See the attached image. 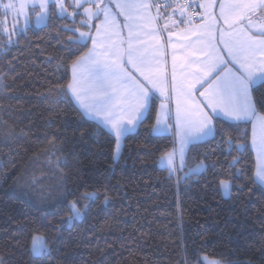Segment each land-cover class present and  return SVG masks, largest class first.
I'll return each instance as SVG.
<instances>
[{
    "label": "trees",
    "instance_id": "16d2710c",
    "mask_svg": "<svg viewBox=\"0 0 264 264\" xmlns=\"http://www.w3.org/2000/svg\"><path fill=\"white\" fill-rule=\"evenodd\" d=\"M78 17L51 6L45 25L8 43L0 14V257L6 264H45L41 257L46 264H179L183 240L192 264L197 250L218 264H264V186L255 179L251 123L237 128L214 118L224 138L192 144L184 169L170 175L159 160L174 140L153 132L154 98L155 110L116 155L113 135L59 97L90 47L72 43L84 27ZM255 89L264 91V82ZM233 171L242 175L224 197L214 174L230 181ZM84 192L100 198L77 218L65 201ZM37 236L44 244L59 237L51 256L32 257Z\"/></svg>",
    "mask_w": 264,
    "mask_h": 264
},
{
    "label": "snow or ice",
    "instance_id": "6c2138e0",
    "mask_svg": "<svg viewBox=\"0 0 264 264\" xmlns=\"http://www.w3.org/2000/svg\"><path fill=\"white\" fill-rule=\"evenodd\" d=\"M48 3H51L55 8L59 6L61 12L66 11L64 0H45L39 5L33 4V10L39 6L41 9H46ZM91 5V7H88ZM71 6L74 11V16L86 14L88 17L101 19L105 24L115 21L113 16L125 14L126 19L131 20L127 10L136 5L128 3H115L114 0H71ZM214 5H205L208 8ZM6 10H12L16 15L24 13V9L29 7L25 3H9L2 4ZM140 8H153L160 15L161 9L165 12L169 8L173 14L179 11L181 16H185L186 6L179 3L178 0H154L152 4H141ZM200 7V5H197ZM219 16L223 22L229 25V28L239 25L235 24L236 20H242L246 25L247 30L240 29V37L232 41H224L223 49L227 51L221 54L217 51L215 45L211 44L212 24L205 23V29L209 37V51L206 53V58L198 62L199 68L193 74L194 79L189 81L187 77L177 81L175 56L173 57V68L171 75L162 67L163 61L160 57H156L157 63L155 70L151 67L148 57L138 54V50L133 46L131 40L128 41L127 47L110 51L105 48L103 52H98L97 47H103V42L97 40L89 33H80L79 37L72 43L87 46L88 42L93 44V48L82 57L79 62L72 66L73 82L66 87H61L59 97L65 103L72 106L79 105L82 117H88L97 120L98 123L110 126L111 133L114 137L116 150H120V140L129 131L128 125L133 124L134 120L140 119L145 112L155 110V99L153 97V89L159 91L164 96L167 102H171V92L175 91L177 95V106L175 114V122L171 125L165 120H171V109L166 108L164 103L161 104V109L164 110L157 115L156 125L158 130L167 131L169 127L175 133L177 130L181 135L182 142L191 140L194 136H205L209 134H221L222 138L226 135L225 130L219 127V121L213 123L214 117H218L223 113L227 118L237 122L236 127L241 124L253 123L252 127V145L258 151L262 161L259 166L256 176L260 181H264V91L255 89L258 80H264V0H241V2L230 4L227 12L225 6L221 4ZM119 11L113 12L112 9ZM93 9H95L93 11ZM82 10V12L80 11ZM27 19L26 13H24ZM41 19H44L42 14ZM171 17H168L170 19ZM163 19V18H162ZM207 20H213V14L208 13ZM184 21L181 20L180 23ZM190 22V18H189ZM84 26H87V20L83 21ZM175 24V21H173ZM131 25L129 28L131 29ZM255 27L256 31L252 32ZM75 31V29H73ZM101 29L97 28L99 34ZM161 32H167L169 36L173 35L172 29L164 23L160 29ZM129 35H132L130 30ZM231 35V33H229ZM174 47V45H173ZM187 67V65L185 66ZM87 69L88 77L84 78L82 72L77 76L78 69ZM145 68L148 70L145 71ZM133 72L139 74V78L133 75ZM260 73L257 76V73ZM196 89L199 96L203 99V104L197 106L196 119H193V113L187 109L182 110L180 106V97L191 98L192 91ZM200 89H203L202 91ZM127 105V108H125ZM131 110L135 115L124 122V116L121 114L124 111ZM163 124V127L159 126ZM245 138L248 133L244 131ZM229 144L234 143L233 137H228ZM239 150V146H238ZM169 166L172 164L173 153H167ZM164 159V157H162ZM239 163L238 158H234L231 164ZM171 175V172H170ZM225 175L223 172L214 174L216 183L219 187L228 190L230 186H235V180L238 178L237 171L229 174L228 181L221 180L220 177ZM35 183V181H34ZM100 198L99 192L81 193L79 198L66 204L70 212H73L77 218L82 217L91 208V204L96 199ZM105 203L108 202V196L103 197ZM88 200L89 204H82L81 201ZM83 208L85 211L81 212ZM59 237H54L51 243L44 244V250L47 256H51ZM58 251V249H55ZM32 257H39L40 253L36 250L35 240L30 249ZM188 249L184 246L181 240V256L179 264H192V261L187 256ZM196 264H218L217 261H205L199 258V251L195 253ZM45 260L46 257H41ZM0 264H6L3 257H0ZM232 264H252L251 261L232 262Z\"/></svg>",
    "mask_w": 264,
    "mask_h": 264
},
{
    "label": "crops",
    "instance_id": "0c3cea01",
    "mask_svg": "<svg viewBox=\"0 0 264 264\" xmlns=\"http://www.w3.org/2000/svg\"><path fill=\"white\" fill-rule=\"evenodd\" d=\"M114 2L128 3L130 5H136L137 7H133L127 10L128 15L132 17L131 20L126 19L125 14H120L119 16H113L112 19L115 21L114 24L112 23L105 24L102 22V18L97 19V21L94 24L93 31H90L92 36L97 40L98 44L99 42H103V47H97V51L103 52L105 48L109 49L110 51L123 49L127 47L128 41L131 40L133 46L138 50V54L148 57V60L153 70H155V66L157 63L156 57H160V59L163 61L162 67L169 74V76L171 75L172 72L173 62H174L173 57L175 56L177 81H180L185 77H187L189 81H192L194 79L193 74L198 70L200 66L198 62L203 61L206 58V53L209 51V37L207 35V30L205 29L206 22L212 24L211 44L216 46L217 51H221L222 56L223 53L227 51L226 49H223L224 41H232L239 38L241 35L240 29L247 30L246 25L242 20L235 21V24L239 25V28L236 27L229 28V25L225 24L223 22V19L219 16L220 13L219 6L221 4L225 6V11L227 12L228 6L230 4L241 2V0H200L199 9L201 11V19L199 22L196 23L190 18L186 9H185V16H181L178 10L175 14H173L171 8H169L167 12L165 11L160 12V15L157 16V14L154 13L151 7L149 8L139 7V5L141 4L150 5L149 0H114ZM105 3H107V0H105ZM208 4H212L214 6L208 8L206 11L204 6ZM112 11L117 12L119 10L113 8ZM208 13L213 14L212 21L207 20ZM168 17L171 18L168 19ZM189 18H190V22H189ZM181 20H183L184 22L180 23ZM173 21H175V24H173ZM164 23H167L168 27L172 29L174 33L173 35L169 36L167 32L160 31ZM129 25L132 26L131 29L129 28ZM97 28L101 29L99 34H97L96 32ZM130 30L132 32L131 36L129 35ZM255 31L256 28L253 27L252 32ZM229 33H231V35H229ZM92 48H93V44L90 42V47L88 51L82 57H85V55ZM81 58H79L76 62H79ZM186 65L187 67H185ZM72 66H71L70 83L73 82ZM147 70L148 69L145 68V71ZM81 72L84 78L87 79L88 77L87 69L86 68L83 70L78 69L77 76H80ZM133 75L139 78L138 73L133 72ZM259 75L260 73L258 72L257 76ZM263 82L264 80H258L255 86L262 84ZM196 89H199L198 84L196 85V88L193 89L191 98L180 97L181 109L182 110L187 109L188 111L192 112L193 119H196L197 116V112H196L197 106H201L204 102L203 99L199 96ZM200 90L202 91L203 89ZM171 96H172V100L169 103L165 100L164 96H162L159 91L153 89V97L156 98L157 100L156 118L157 115L160 114L162 111L170 108L172 119L168 120V118L165 117V120L170 125L175 122V114H176V106H177V95L175 91L171 92ZM162 103L166 105V108L164 110L161 109ZM76 107L80 111H82L79 105H76ZM125 108H127V105H125ZM121 114L124 116L125 123H127V120L129 118L135 115L131 110L124 111ZM146 114L147 112L143 113L140 119H136L134 120L133 124L128 125L129 131L120 140L119 152H117V150L115 149L116 155H119L121 152L124 137L138 128L140 122L144 119ZM86 118L97 123L105 130H107L110 134H112L110 130V126L104 125L102 123H98L97 120H93L88 117ZM156 118L153 128L154 134L170 135L174 140V148L170 152L173 153L171 166H169L166 155L163 156L164 159L161 158L159 160V165L163 168H167L170 172L175 174L181 172L184 169L186 163L187 151L192 144L205 141L214 136V134H209L199 137L194 136L191 140L182 142L181 135L178 130L175 133L173 132V129L171 127H169L167 131L158 130V127L156 125ZM214 118H221L229 122H236L230 118L225 117L223 113H221L220 116ZM253 123H255V121L251 123V148L255 156V179L259 184L260 183L262 184V182L264 184V181H260L259 178L256 176V172L259 166L261 165L262 161L259 157L257 149L255 148V146L252 145ZM159 127L162 128L163 124H161ZM34 240L36 243V250L41 255L44 250L43 247L44 240L39 236L34 237L33 241ZM206 261H210V260H206Z\"/></svg>",
    "mask_w": 264,
    "mask_h": 264
},
{
    "label": "rangeland",
    "instance_id": "374dc122",
    "mask_svg": "<svg viewBox=\"0 0 264 264\" xmlns=\"http://www.w3.org/2000/svg\"><path fill=\"white\" fill-rule=\"evenodd\" d=\"M13 3H25L29 5L24 9V13L27 15V19L24 13L20 15H16L12 10H6L2 7V4L9 3V0H0V14L1 19L3 20V31L6 36L9 37L8 43L12 42V37H15L17 33H20L27 27L36 26L40 27L45 25L49 21L50 17V8L53 6L51 3H48L46 9H41L39 6L33 8L31 5L36 4L39 5L40 3H44L45 0H12ZM71 4V0H64V5L66 11L61 12L59 6L57 5L54 9L57 15L59 16H68V17H75L72 13L74 9L69 6ZM91 7V5H88ZM95 9H93L94 11ZM82 12V10H80ZM44 15V19H41V15ZM79 20L81 24L84 26L83 21L87 20V26H84L80 33H89L91 31V27L95 24L97 19L95 17H88L86 14L79 15ZM79 33V34H80ZM231 185L230 181H228ZM261 184V183H260ZM264 186L263 182L261 184ZM222 194L224 197H228L231 191V186L228 190L221 188Z\"/></svg>",
    "mask_w": 264,
    "mask_h": 264
},
{
    "label": "built area",
    "instance_id": "2783aa9c",
    "mask_svg": "<svg viewBox=\"0 0 264 264\" xmlns=\"http://www.w3.org/2000/svg\"><path fill=\"white\" fill-rule=\"evenodd\" d=\"M154 0H149V3L152 4ZM167 2V0H164ZM179 3H183L186 6V11L189 14L190 18L196 23L201 19V11L197 5L200 4V0H178ZM153 9V8H152ZM154 13L157 14L156 10L153 9ZM164 11L161 9L160 12Z\"/></svg>",
    "mask_w": 264,
    "mask_h": 264
}]
</instances>
